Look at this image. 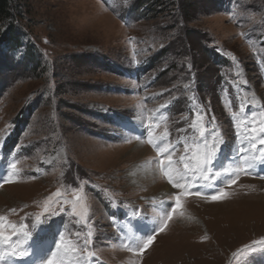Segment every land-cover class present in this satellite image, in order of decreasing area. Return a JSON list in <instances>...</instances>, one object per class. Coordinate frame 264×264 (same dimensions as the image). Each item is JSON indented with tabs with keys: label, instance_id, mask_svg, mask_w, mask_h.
Listing matches in <instances>:
<instances>
[{
	"label": "rangeland",
	"instance_id": "374dc122",
	"mask_svg": "<svg viewBox=\"0 0 264 264\" xmlns=\"http://www.w3.org/2000/svg\"><path fill=\"white\" fill-rule=\"evenodd\" d=\"M11 3L20 37L0 51V189L8 193L0 216L26 226L29 255L4 264H43L61 235L82 244L89 230L94 255L69 254L70 264H264V160L234 174L240 148L249 147L244 124L239 136L235 125L241 115L250 121L256 112L259 121L264 112V0ZM197 114L209 141L213 129L222 141L213 171L193 189L203 195L185 196L157 233L159 214L180 190L160 174L148 126L158 125L154 135L168 133L182 168L183 139L194 134L189 125ZM138 143L149 151L143 164L155 169L157 187L128 174L139 162L128 156ZM220 188L226 198H206ZM73 189L84 197L85 221L71 214ZM154 234L140 256L125 247Z\"/></svg>",
	"mask_w": 264,
	"mask_h": 264
},
{
	"label": "snow or ice",
	"instance_id": "6c2138e0",
	"mask_svg": "<svg viewBox=\"0 0 264 264\" xmlns=\"http://www.w3.org/2000/svg\"><path fill=\"white\" fill-rule=\"evenodd\" d=\"M163 47V44L160 45ZM231 55V54H230ZM236 57L233 56V60ZM139 63V61H137ZM239 75V73H237ZM241 83H244L242 80ZM185 88L189 85L185 84ZM167 91V90H165ZM251 104L253 107L256 106L257 101L255 97L252 98ZM162 109L166 105L160 106ZM245 105L241 104L240 113H244ZM257 113H251V120L249 121L247 115H241L239 121L236 123L235 127L237 129V135H240L241 123L244 124V134L247 138L248 148L243 146L240 148L242 156V164L236 170L234 174H238L243 171L245 173L252 169L257 162V160H264V156L257 157L255 155L256 151H262L264 148L258 147L264 146V112L260 113V119H256ZM237 118V114H233V119ZM164 119V117H161ZM203 115L197 114L196 118L192 120L189 127L193 129L194 134L190 138L183 139L184 143V153L180 156L179 164H182V168L174 163V152L176 145L168 140V133L165 132L163 135H154V129L158 127L156 123H152L148 126L147 132V144L151 145L156 151V155L159 158V172L164 179H166L167 184L173 189H179L180 191L174 195V203L172 204L170 210L166 212H161L159 214L162 219V223L156 229L157 233L163 232L167 227L170 220H172L174 214L179 212L182 208V199L185 196L195 195L201 196L199 190L193 191L197 187V181L203 178L204 180L209 179V173L213 171V164L219 150L221 140L217 139L218 133L213 129L211 133L213 139L211 142L208 139L209 133L207 132V125L203 122ZM214 126V119L212 121ZM250 125V126H249ZM139 139V137L137 138ZM179 143V141L177 142ZM13 169H16V165H12ZM221 175L220 172H216L212 179L215 180ZM264 179V177H262ZM15 181L8 180L5 183H14ZM228 184L232 185L236 183L235 179H228ZM229 194L220 188L218 192L208 195L206 198L210 201H220L226 198ZM60 191L52 193L45 200L44 211L47 212L49 207V201L53 200V197H59ZM84 197L80 194V191L73 189V199L71 203V214L73 216L79 217L81 221L87 219V209L84 207ZM12 211H15L14 209ZM139 215V213H136ZM6 217L0 216V264L9 258H24L29 255L28 251L23 247L26 242L29 232L25 230V225H20L17 228L16 225H8L5 223ZM37 223L41 222L40 216L36 217ZM35 227V224L33 225ZM23 235V240L13 241L12 237L17 235ZM77 238H80L81 233H75ZM155 240L154 235H148L147 238L142 240L141 246L125 245L128 251L132 252L134 255H142L146 249H148ZM93 242V234L91 230L87 232V235L83 237L81 243H73L71 240H65L63 235L55 244V250L43 261V264H70L69 254H75L78 251L82 255H86L89 259L94 255L93 252L89 251V246ZM255 243V242H254Z\"/></svg>",
	"mask_w": 264,
	"mask_h": 264
},
{
	"label": "trees",
	"instance_id": "16d2710c",
	"mask_svg": "<svg viewBox=\"0 0 264 264\" xmlns=\"http://www.w3.org/2000/svg\"><path fill=\"white\" fill-rule=\"evenodd\" d=\"M13 7L11 0H0V24L4 27L2 30L0 25V51L5 46H8V50L10 46L16 44V40L20 37V31H18L17 25L13 22ZM29 56V55H28ZM36 58L34 56H30V62L34 64ZM22 118V117H21ZM26 119V118H25ZM22 123L24 122V119Z\"/></svg>",
	"mask_w": 264,
	"mask_h": 264
},
{
	"label": "bare ground",
	"instance_id": "6f19581e",
	"mask_svg": "<svg viewBox=\"0 0 264 264\" xmlns=\"http://www.w3.org/2000/svg\"><path fill=\"white\" fill-rule=\"evenodd\" d=\"M129 155L128 156H136V158H137V162H138V164L136 163V165H134L136 168H135V170L134 171H131V172H129L128 174H129V176H131V178H132V180L133 181H140V177L141 176H146V177H148V179H149V183L150 184H153V186L154 185H156V187L157 186H159V184H157V182L156 183H154L153 181H154V179H153V177H157V176H155V174H156V172H153V171H155V169H153V166H147V165H144L143 163V159L146 157V155H148L149 154V151H148V149L147 148H145V146H143L142 144H135L134 146H132L131 147V150L129 151V153H128ZM151 155V154H150ZM149 156V155H148ZM129 158V157H128ZM128 160V159H127ZM145 160V159H144ZM131 161V160H130ZM127 163V162H126ZM128 164V163H127ZM131 165V164H130ZM133 166V167H134ZM133 167H131V168H133ZM126 168V167H125ZM131 170V169H130ZM152 179V180H151ZM129 180V179H128ZM145 180V179H144ZM157 180V179H156ZM159 180V179H158ZM141 182V181H140ZM146 182V181H145ZM153 182V183H152ZM160 182V181H159ZM152 186V185H151ZM160 188V187H159ZM161 191H162V193L163 192H167L168 190H169V188L166 186V185H164V186H161ZM8 196V193L6 192V190H4V187H2L1 189H0V197H7ZM197 199V198H196Z\"/></svg>",
	"mask_w": 264,
	"mask_h": 264
}]
</instances>
